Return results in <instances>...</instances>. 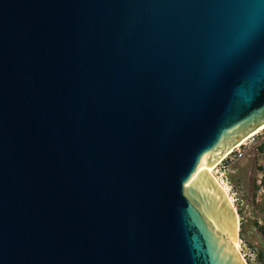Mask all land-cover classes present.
Instances as JSON below:
<instances>
[{
    "label": "water",
    "instance_id": "obj_1",
    "mask_svg": "<svg viewBox=\"0 0 264 264\" xmlns=\"http://www.w3.org/2000/svg\"><path fill=\"white\" fill-rule=\"evenodd\" d=\"M263 125L264 0H0V264H244Z\"/></svg>",
    "mask_w": 264,
    "mask_h": 264
},
{
    "label": "rangeland",
    "instance_id": "obj_2",
    "mask_svg": "<svg viewBox=\"0 0 264 264\" xmlns=\"http://www.w3.org/2000/svg\"><path fill=\"white\" fill-rule=\"evenodd\" d=\"M263 146L264 130L245 141L227 161H223L228 157L224 156L213 171L227 189L235 207L232 203L231 206L239 216L241 258L247 264H264Z\"/></svg>",
    "mask_w": 264,
    "mask_h": 264
},
{
    "label": "bare ground",
    "instance_id": "obj_3",
    "mask_svg": "<svg viewBox=\"0 0 264 264\" xmlns=\"http://www.w3.org/2000/svg\"><path fill=\"white\" fill-rule=\"evenodd\" d=\"M264 130V125L263 126H261L259 129H257L255 132H253L250 136H248V138L247 139H245L244 141H241V143L238 145V146H242L243 145V143L245 142V141H247L248 139H250L251 137H253V136H256L257 134H259L261 131H263ZM237 146V147H238ZM233 149V148H232ZM231 149V150H232ZM230 150V151H231ZM228 152L227 154H225L224 156L225 157H227V156H229V154H231V152ZM223 156V157H224ZM222 157V158H223ZM224 157V158H225ZM222 158H220L218 161L220 162V160L222 159ZM223 158V159H224ZM219 162H217L213 167H211L209 170H208V172L212 175V177L214 178V180L216 181V183L218 184V186L222 189V191L225 193V195L228 197V199H230V200H228V201H230L229 203H230V206H231V203H232V205L234 206V204H233V200L231 199V197H230V195H229V193H228V191H227V189L221 184V182L214 176V169L217 167V165L219 164ZM232 207V206H231ZM235 207V206H234ZM233 209V208H232ZM233 211L235 212V210L233 209ZM235 215H236V219H237V238H236V251H237V253H238V255H239V257L241 258L242 256H241V242H240V238H239V233H240V221H239V216H238V214L235 212ZM241 260L243 261V263L244 264H247V262L245 261V259L244 258H241Z\"/></svg>",
    "mask_w": 264,
    "mask_h": 264
},
{
    "label": "built area",
    "instance_id": "obj_4",
    "mask_svg": "<svg viewBox=\"0 0 264 264\" xmlns=\"http://www.w3.org/2000/svg\"><path fill=\"white\" fill-rule=\"evenodd\" d=\"M241 148V146H238L237 148H235L234 150H233V152L225 159V160H223V161H227V159L231 156V155H233L234 153H235V151H238L239 149ZM222 161V162H223Z\"/></svg>",
    "mask_w": 264,
    "mask_h": 264
},
{
    "label": "trees",
    "instance_id": "obj_5",
    "mask_svg": "<svg viewBox=\"0 0 264 264\" xmlns=\"http://www.w3.org/2000/svg\"><path fill=\"white\" fill-rule=\"evenodd\" d=\"M264 147V146H263Z\"/></svg>",
    "mask_w": 264,
    "mask_h": 264
}]
</instances>
